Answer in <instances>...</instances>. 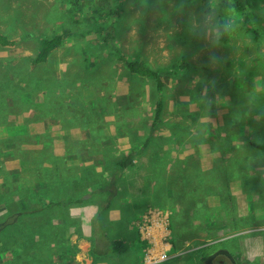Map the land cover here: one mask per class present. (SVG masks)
I'll list each match as a JSON object with an SVG mask.
<instances>
[{
  "label": "rangeland",
  "instance_id": "374dc122",
  "mask_svg": "<svg viewBox=\"0 0 264 264\" xmlns=\"http://www.w3.org/2000/svg\"><path fill=\"white\" fill-rule=\"evenodd\" d=\"M143 1L149 7H143L142 0H125L126 12L118 25L115 43L121 55L147 62L153 70H158L162 79V109L156 123L152 117L159 93L153 81L132 80L112 51L99 42L93 20L78 25L69 19L72 7L81 4L89 7L90 0H0V32L12 42L0 48V58L31 57L36 48L31 44L32 38L38 41L57 29L59 32L69 29L75 35L48 61L56 63V68H52L54 76L58 80L75 66L83 67L86 72L98 69L100 76V83L93 86V95L82 86L72 92L75 98H80L82 91L89 98L86 106L90 110L91 105L95 106L94 99L98 97L97 101L101 102V108L92 110L94 139H86L73 125L65 128L60 120L69 113L64 109L52 114L50 120L42 117L32 122L25 121L32 109L25 114H9L7 119L20 129L25 126L26 133L21 134L23 138H17L3 137L0 132V193L5 191L4 196L11 193L9 202L13 203L8 212L14 215L16 209H38L30 217L35 226L24 239L28 247L15 260L19 264H60L68 260L76 264H203L200 262L203 258L208 259L205 264L228 260L227 264H264V157L250 145V142H264V0H241V10L224 14L231 35L225 46L217 44L214 2L211 11L204 14L199 0H187L189 4L183 9L177 8L179 0ZM96 16L92 12L88 17ZM74 17L79 14L75 13ZM14 18L20 21H12ZM183 40H188L186 46H181ZM85 52L93 57L89 54L85 58ZM180 52L188 57L179 55ZM23 85L21 82L20 86ZM94 94L98 96L94 98ZM39 97L36 95L32 104L41 101ZM107 97L111 98L110 102ZM63 101L72 105L71 99ZM127 106L133 109L126 111ZM232 108L244 110L245 114L234 115L232 120ZM131 119L133 122L129 124ZM151 128L150 144L119 177L123 180L121 185L112 190L118 189L117 194L109 199L107 194L111 190H101L102 196L93 200L97 205L94 216L84 224L79 218L73 219L72 232L65 215L69 217L72 212L80 216L82 212L77 210L85 205L64 212L58 199L48 193L60 190L63 197L64 193L78 192L81 188L60 184L59 180L65 178L56 175L55 166L53 171L44 172L53 166L49 162L31 166L23 163L24 154L37 151L44 144H48L49 152L63 157L66 144L61 136L69 135L82 140L70 150L71 158L64 159L74 173L83 164L73 150L81 147L82 151L88 142L102 144L98 140L105 134L114 139L116 155L124 157L122 152L128 144L121 139L127 137L139 148ZM35 135L40 144L30 137ZM2 146L9 151L3 152ZM94 158L89 163L97 160L95 168L99 172L103 168L102 157ZM4 175H7L5 183ZM181 185L187 188L181 191L186 192L188 200L190 193L197 197L195 210L200 222L186 214L189 206L179 191ZM48 187L51 188L46 192ZM94 187V181L82 185L86 193L93 195L97 193ZM145 194L155 197L143 204ZM104 196L108 198L107 205ZM52 199L54 206L47 210L45 204ZM232 205L234 215L228 216ZM218 210L221 214H217ZM4 214L0 223L9 217ZM226 217L234 218L239 223L236 228L244 230L237 235L238 230L232 234L231 227L224 226L216 235L203 240L205 233L200 230L208 224L216 230L226 224ZM118 222V227L111 225ZM80 224L85 233L90 224L91 228L96 224L95 236L101 241L120 240L113 235L118 231L124 252L107 259L90 257L91 234L84 235ZM234 236L238 239L230 240ZM220 250L231 253L226 257ZM162 254L165 257H160ZM3 256L0 264H7Z\"/></svg>",
  "mask_w": 264,
  "mask_h": 264
},
{
  "label": "trees",
  "instance_id": "16d2710c",
  "mask_svg": "<svg viewBox=\"0 0 264 264\" xmlns=\"http://www.w3.org/2000/svg\"><path fill=\"white\" fill-rule=\"evenodd\" d=\"M82 1L84 2V0ZM199 1L201 2V7L204 14H208L211 11L212 3H215L217 19L216 28L218 33L216 39L217 44L219 43L221 46L227 45L229 43L231 35L229 34V31L226 26L227 22H225V20L228 19V17L226 16L228 12L232 10H234L235 12L241 10V0ZM248 1L251 2L252 0ZM256 1L257 0H254V2ZM89 4L90 6L86 8L84 7V4H81L76 5V7H72L71 10L69 9L71 11L69 19L75 20L78 25L81 23H85L87 20H93V26L98 30L96 35L99 38V42L103 46H107L108 49L112 51V56L121 64H123L125 69L128 71L129 75L132 76V80L144 81L145 79H149L153 81L155 90L159 93L155 105L154 116L152 117V122L156 123L160 118V112L162 109V98L160 97V92L162 90V79L160 74L158 73V70H153L147 62L145 63L136 59L126 58L125 56L121 55V51L115 43L118 25L120 23V20L123 18L124 13L126 12V8L124 7L125 0L123 2L120 0H90ZM188 4L189 1L187 2V0H179V6L177 8L183 9ZM142 5L143 7H149L143 0ZM92 12H95L97 16L94 18L88 17ZM75 13H78L79 17L75 18ZM225 13H227L226 16L224 15ZM82 14H86L87 16L82 17ZM17 20L20 21L19 18L12 19V21ZM73 35H75V32L70 31L69 29H61L60 32L59 29H57L56 32L40 37L41 39L38 41L32 38L31 44L33 43L32 46H36V48L33 49V52H35L31 57L24 56L22 58L13 59L14 61L19 62H13L11 58H0V126L2 128V131L0 132L3 134V137L15 135L17 138H23L22 135H25L26 133L25 126L20 129L19 126H15L14 122H10L7 119V116L9 114L12 116H14V113L16 112L25 114L28 113L29 109H32V113H30L25 120L27 122H32L38 121L42 117L45 120H50L52 114H54L58 110L61 111L64 109V112L69 113V118L64 117V120H60L63 123L64 127L67 128L70 125H73V128L80 129L81 133L84 134L86 139H94L92 138L93 131L91 129V125L93 123L92 117L95 112H93L92 110H94L96 107L101 108V102L97 101L98 97L96 98V96L98 95L94 94V98H96L94 99L95 106L91 105L90 108L93 109L90 110L86 106V99L89 98H86L84 94H82V91L79 96L80 98H75L72 92L79 86H82L83 89H89V93L91 92V94L93 95V92H95L93 86L95 84L97 85L98 83H100V80L98 78L100 77L98 69L86 72L83 71V67L75 66L71 69V71L63 73L57 80V78L54 76V69L52 70V68H56V63H48L49 59L53 56L55 51L59 47L64 46L65 42L70 40ZM187 42L188 40H183L181 42V46H186ZM10 43L12 42L8 40L7 36L0 32V48H4L5 45H9ZM195 45L199 46L198 43H195ZM89 54L85 52V58L88 57ZM90 55L91 57H93V54ZM179 55H182L184 58L188 57L187 54L183 52H180ZM21 82L24 84L23 86H20ZM90 87H92V89ZM98 88H100V84L98 85ZM96 93H98V91H96ZM38 94L40 95L39 98L41 99V101L39 100V102L32 104L33 99ZM68 99L72 100V105L68 101H63ZM110 99L111 98L107 97L108 102H110ZM82 100H84L85 102L81 103ZM127 109L130 110L133 108H131V106H127L126 111ZM64 112H62V114ZM240 114H245V111L232 108V116L230 119L233 120L234 115L238 116ZM65 120H67V122H65ZM131 122H133L132 119L129 121V124ZM152 131L153 130L151 128L149 135L145 139L142 146H140L139 148L135 147L136 143L131 144V142H129L132 150L129 154L124 157H119L118 155H116L118 149L115 146L116 143L113 144L114 139H111L110 136V138H108V136L105 134L103 136L102 134V138L98 140L99 142H102V144L94 145L93 143L88 142V144L86 145V147L83 148L82 151H80L81 147L72 151V153L76 155V158L80 159L79 162L83 164L78 167L74 173L71 172L70 168L68 167V162L64 163V159L71 158L70 150L76 147L78 143H82V140L72 138L69 135L61 136L64 145L66 144V150L63 157H58L54 155L53 152H49L47 148L48 144H44L41 149L24 154L25 158L23 160V163L25 166H31L32 164L41 165V162L43 161L49 162L53 166H50L49 168L45 169L44 172L53 171L52 168L55 166L54 170L57 172L56 175H59V177L61 178H65V180L63 181L59 180L60 184L67 183V185H70L71 188H74L76 186L81 188L78 192L72 191L70 192V194L64 193L65 196L63 197L60 196V194H63V191H60L58 189V191H50L48 193L49 195L54 196L56 199H58L59 208L65 209L64 212H66L70 207L83 206L86 204L94 203L93 200L97 201L96 198L102 196L101 190H111L108 191L107 194V197L109 199L115 196L118 192V189L113 192L112 190H114V186L119 187L121 185L120 182L123 181L119 177L122 176L124 170L132 166L131 161L133 160V158L136 155L140 154L146 148V146L150 144V140L148 137L151 136ZM119 135L120 133L114 137H118ZM30 137L34 140L36 139L37 144L41 143L40 139H37L38 136L35 135ZM250 145L252 146V148H254L255 152L260 153L264 157V142H250ZM2 148L3 152L9 151V149H4V146H2ZM95 156L102 157L101 164L103 165V168L99 172L96 171L95 168V166L97 165L95 164L97 163V160L91 165L89 163V160L95 159ZM30 157H34L33 160H30ZM32 169L35 170L36 167H33ZM87 173L90 175H88ZM106 173H110L111 176L104 175ZM78 175L80 176L79 178ZM3 177L5 178L3 179V183H5L7 175H4ZM89 181H94L95 183L94 190L97 191V193L94 192V195L86 193L82 188V185L87 182L89 183ZM49 188L51 187L45 188L46 192ZM186 189L187 188L184 185H181L179 191ZM168 191L169 190H167L166 192ZM181 192L183 194V199L185 200L186 205L189 206V208L186 210V214L191 215V220L199 217L200 222V216L195 210V201L197 200V197H192V193H190L188 200L186 192ZM4 193L5 191L3 193H0V219L5 216L4 213H6V215H9L8 218L11 221L8 222V218H6L4 222L0 223V257L4 255L3 258L5 257L8 260L7 264H19L18 262H15V260H19L20 256L23 253L22 250L28 247V243H26V240L24 242V239L26 237L27 231H30L35 226V222L33 224L34 220L30 217L33 216L34 213L38 211V209H16V212L14 211L15 213L13 215L8 212V207L11 205V203H13V201L9 202V197L11 193H9V196L7 194L4 196ZM45 197L46 195H43V198ZM149 197L150 194L144 195L143 204H146L148 201L151 200V198L154 199L155 196L154 194H152V197ZM105 198L106 197L104 196L103 202L107 205L108 198ZM53 201L54 200L52 199L51 202L45 205V208L47 210L54 206ZM220 203L221 202L218 201V205H220ZM105 207L106 206H104V208ZM230 210V215H228L229 210L225 211V213L228 216H233L235 212V210L233 209V205L231 206ZM217 214H221L220 210H218ZM98 216L99 215H97L96 218ZM64 220L66 221V219ZM224 223L226 224H222L216 230H214V228L211 227V225L209 224L208 227H205L204 229L200 230V232L202 231L203 233H205V238H203V240H207L213 237L217 234L218 230L220 228H223L224 226H230L232 234H234L237 230L238 231L236 232V234H239L242 230H244V228H236V224L239 223L238 221L234 220V218L226 217ZM226 230L227 229H225L224 232ZM236 236H234L230 240L238 239V237ZM101 247H103L102 250H98L93 245L90 250L91 256L95 257L97 253L103 254L107 252L111 254L122 253L124 251L125 245L122 240H114L102 245ZM219 252L222 254L226 253L225 250H220ZM230 253L231 252H228V255H230ZM201 260L204 261L202 262ZM201 260L200 262L203 264L208 262V259L205 258Z\"/></svg>",
  "mask_w": 264,
  "mask_h": 264
},
{
  "label": "crops",
  "instance_id": "0c3cea01",
  "mask_svg": "<svg viewBox=\"0 0 264 264\" xmlns=\"http://www.w3.org/2000/svg\"><path fill=\"white\" fill-rule=\"evenodd\" d=\"M131 129H134V128H131ZM122 142H127V144H128V146L125 148V150L122 152V154H124V155H127V154H129L130 152H131V150H132V148L130 147V144H129V142H130V140L127 138V137H123L122 139ZM97 171V170H96ZM112 201V200H111ZM110 201V202H111ZM46 205V204H45ZM91 207H86L87 205H85V206H83V207H85V208H83V207H81V208H83V209H81V210H77V213L78 212H82V214L80 215V216H76V215H74V214H72V212H70V215H69V217H67L66 215H65V217L66 218H68V220H69V223L68 224H71V227H70V231L72 232L73 231V225H72V223H73V219H75V218H79L80 220H82V224H84V223H86L87 221H89V219L90 218H92L93 216H94V214L96 213V211H97V205L95 204V203H91ZM48 207V206H47ZM74 208V207H73ZM94 209H95V211H94ZM196 220L198 221L199 220V217H197L196 218ZM117 221V220H116ZM102 221L99 223L100 224V226H102ZM82 224H80L81 225V229H82V232H83V234L84 235H86V236H89L90 234H91V238H88V240L90 241V244H89V248H88V254H89V256L90 257H93L94 259L95 258H97V259H107V258H110V257H114V256H117V255H119L120 253H117V254H111V255H106V254H110L109 252H107V253H103V254H98L97 253V255L94 257V256H91V254H90V250H91V248H92V246L94 245L98 250H102V248L103 247H101L102 245H104V244H106V243H109V242H111V241H107L106 240V238L103 240V241H101V240H99V239H97L96 238V236H95V229L97 228V225L96 224H94L93 225V228H91V224H90V227H89V231H88V233H85V228L82 226ZM118 224H120V222H118V223H114V224H111V225H117L116 227H118ZM110 226V225H109ZM81 232V233H82ZM113 235L114 236H117V237H119V239L120 240H122V238L120 237L121 235L119 234V232L118 231H115V232H113ZM143 236V234L141 235V237ZM143 238V237H142ZM144 239V238H143ZM114 241V240H113ZM227 251V250H226ZM238 251H240V250H238ZM124 252V251H123ZM82 253H83V250H82ZM150 254H152L151 252H150ZM99 256V257H98ZM225 256L226 257H228L229 255H228V252H226L225 253ZM69 262H66V264H76L74 261H70V260H68ZM227 263H230V261L228 260V262H226V261H221V264H227Z\"/></svg>",
  "mask_w": 264,
  "mask_h": 264
},
{
  "label": "built area",
  "instance_id": "2783aa9c",
  "mask_svg": "<svg viewBox=\"0 0 264 264\" xmlns=\"http://www.w3.org/2000/svg\"><path fill=\"white\" fill-rule=\"evenodd\" d=\"M152 257H153V254H150ZM165 257V255L164 254H162L160 257ZM158 256H154V258H157Z\"/></svg>",
  "mask_w": 264,
  "mask_h": 264
},
{
  "label": "clouds",
  "instance_id": "9594fccd",
  "mask_svg": "<svg viewBox=\"0 0 264 264\" xmlns=\"http://www.w3.org/2000/svg\"><path fill=\"white\" fill-rule=\"evenodd\" d=\"M240 234V233H239ZM238 235V234H237ZM221 241V240H220ZM220 253V252H219ZM220 254H222V253H220Z\"/></svg>",
  "mask_w": 264,
  "mask_h": 264
}]
</instances>
